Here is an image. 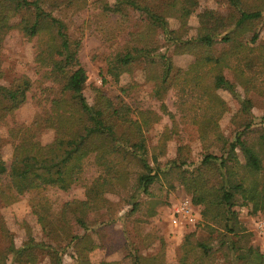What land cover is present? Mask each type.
<instances>
[{"label":"trees","instance_id":"16d2710c","mask_svg":"<svg viewBox=\"0 0 264 264\" xmlns=\"http://www.w3.org/2000/svg\"><path fill=\"white\" fill-rule=\"evenodd\" d=\"M224 1L228 7L225 14L206 8L197 13L193 35L188 34L187 21L198 6L197 0L97 1L103 14L118 17L126 34L106 55L105 74L116 81L141 66L145 81L152 84L151 95L161 99L175 89V106L181 116L189 117L191 133L201 142H218L217 149L222 152L206 151L198 162H192L180 146L175 158L161 168L158 156L164 153L169 135L163 133L149 148L144 132L161 119L160 111L167 112L165 105L161 104L159 112L134 110L98 87L92 103L84 95L87 74L79 59L80 39L69 35L67 24L57 13L82 9L86 0H0V44L13 28L34 39L39 82L48 83L40 88L46 95L37 104L41 110L30 124H8L7 120L24 105L34 82L22 74L7 85L0 84V124L7 126L6 136L0 137V201L7 205L26 192L48 187L67 190L82 183L89 157L98 172L85 184V198L65 201L54 219L36 212L46 241H36L26 228L19 247L9 241L0 249V264H37L39 254H46L49 264H64L62 254L67 248L74 264H91L87 254L99 245L102 229L116 221L125 204L130 207L123 217L138 210L137 193L147 192L160 174L169 172L190 193L193 204L202 206L206 231L204 239H196L194 233L184 236L177 264H214L217 255L228 260L231 252L236 253L231 264H262L256 247L238 244L248 239V233L237 221L233 207L238 197L243 205L251 204L253 213L264 208V129L252 136L255 124L249 117L251 100L246 96L264 70V41H258L256 29L264 17V0ZM168 18L177 19L179 26L169 27ZM246 33L250 37L244 41ZM163 48L171 54H190L193 60L185 68L177 67ZM225 69L231 70L233 80L226 78ZM238 84L244 90L242 97ZM217 89L227 90L240 105L233 118L237 129L231 140L218 126L225 107ZM167 114L174 119V114ZM42 129L53 131L47 143L36 139ZM6 142L12 147L8 163L2 156ZM236 149L244 156L243 164ZM107 193L118 195L119 200L110 201ZM153 213L151 209L150 215ZM0 225L6 237V229ZM128 255L131 264H165L162 249L140 255L129 248Z\"/></svg>","mask_w":264,"mask_h":264},{"label":"rangeland","instance_id":"374dc122","mask_svg":"<svg viewBox=\"0 0 264 264\" xmlns=\"http://www.w3.org/2000/svg\"><path fill=\"white\" fill-rule=\"evenodd\" d=\"M97 1L86 0V6L82 9L71 8L57 13L67 24L69 35L72 38L80 39L79 59L87 74L84 88L87 101L92 103L94 88L98 87L114 101L118 102L122 99L134 110L151 109L159 112L161 104L165 105L167 112L160 111L161 119L144 132L149 148L159 142L163 133L167 132L169 135L164 153L158 156L161 168L166 162L175 158L180 146L183 147L185 155L192 162H198L206 151L217 155L221 154L222 152L217 149L218 142L211 140L212 144H207V142H201L191 133L192 126L189 124V117L181 116L180 110H177L175 106L178 101L175 89L171 88L165 92L161 99L153 97L151 95L152 84L145 81L141 66H136L131 73L122 74L116 81L105 74L106 55L124 40L126 34L120 28L118 17L103 14ZM107 1L113 2V0ZM197 1L198 6L187 21L190 27L189 35H193L196 31L197 13L200 10L213 9L225 14L228 9L224 0ZM168 24L171 28H177L179 21L175 18H168ZM256 29L258 41H264V17ZM249 37L250 33H246L243 40L247 41ZM33 40L13 28L4 36L0 44V71L2 73L0 84L7 85L13 77L22 74L34 82L27 93L26 102L15 111L12 119L7 120L8 124L13 122L30 124L41 110L37 104L46 95L45 92L40 91V88L45 87L48 83L39 82L40 75L34 64ZM163 51L167 55H171L173 64L180 68H185L193 60V56L190 54H171L170 49L164 48ZM224 75L233 80L231 70L225 69ZM103 77L106 79L105 82H102ZM122 87H124L123 91ZM236 88L242 97L244 95L243 87L238 84ZM216 92L225 107L218 118V126L221 134L227 140H231L237 129L233 118L240 105L227 90L217 89ZM246 96L251 100L249 117L255 124L251 134L256 137L258 131L261 128L264 129V122H261V117L264 115V70L258 75L255 88L250 90ZM44 101L41 103L44 104ZM42 104L40 105L42 106ZM167 113L174 114V119ZM6 130L7 126L0 124V137L6 136ZM52 138L53 131L51 129H42L36 134V139L41 143H47ZM11 151V143L6 142L2 147V156L7 163L10 161ZM236 154L239 162L243 164L244 156L239 149H236ZM92 160L89 157L84 164L82 183L75 184L67 190L48 187L23 193L16 201L7 205L0 201V224L4 225L7 232V236L4 237L5 234L0 229V249L9 241L15 247H19L26 238V228L29 229L36 241H46L47 237L38 222L36 212L54 219L56 212L65 201L84 199L85 184L98 174ZM190 167L192 168V166ZM237 170L242 172V168ZM261 174L264 176V158L262 159ZM107 198L110 201L119 200L118 195L111 193H107ZM136 199L141 202L138 210L123 217L130 207L125 204L117 212L116 221L102 229L104 236L100 239L97 238L99 245L87 254L91 264L114 261L117 264H131L128 255L129 248L135 249L140 255H152L162 249L165 264H177L179 246L185 235L194 233L196 239L205 238L206 231L201 214L202 206L193 204L190 193L176 180L173 172L165 175L160 174L159 178L148 187L147 192L139 191L137 193ZM235 203L233 209L236 211L237 221L248 233V239L240 240L238 244L256 247L262 255V264H264V235L260 231V226L264 225V208L253 213L251 204L243 205L242 200L238 197ZM151 209H154L152 215H150ZM185 214L188 215L187 218H183ZM189 217H192L193 220L186 223ZM175 220L176 222H174ZM235 256L236 253L231 252L229 259L224 260L221 255H217L214 264H231V258L234 259ZM62 260L64 264L75 263L70 248L63 252ZM239 263L238 261L233 264ZM37 264H49L48 256L39 254Z\"/></svg>","mask_w":264,"mask_h":264},{"label":"built area","instance_id":"2783aa9c","mask_svg":"<svg viewBox=\"0 0 264 264\" xmlns=\"http://www.w3.org/2000/svg\"><path fill=\"white\" fill-rule=\"evenodd\" d=\"M187 216H188V215L185 214V215L183 216V218H187ZM192 220H193V218H192V217H189V218L187 219L186 223H189V222H191ZM174 222H176V220H175ZM260 231H261V234L264 235V225L260 226Z\"/></svg>","mask_w":264,"mask_h":264}]
</instances>
